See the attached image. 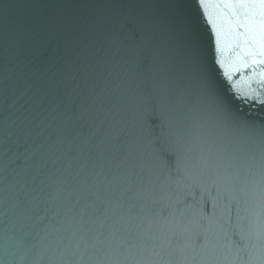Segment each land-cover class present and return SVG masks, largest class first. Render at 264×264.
I'll return each instance as SVG.
<instances>
[{
	"label": "water",
	"instance_id": "95a60500",
	"mask_svg": "<svg viewBox=\"0 0 264 264\" xmlns=\"http://www.w3.org/2000/svg\"><path fill=\"white\" fill-rule=\"evenodd\" d=\"M208 3L0 0V264H264V9Z\"/></svg>",
	"mask_w": 264,
	"mask_h": 264
},
{
	"label": "snow or ice",
	"instance_id": "6c2138e0",
	"mask_svg": "<svg viewBox=\"0 0 264 264\" xmlns=\"http://www.w3.org/2000/svg\"><path fill=\"white\" fill-rule=\"evenodd\" d=\"M200 6L203 8H208L209 3L208 0H199ZM226 7H232L233 5L228 4ZM237 7H245V8H262L264 9V0H240V3L235 5ZM218 46V51H219ZM264 55V53H261ZM219 63H223L222 61H218ZM256 62V61H254ZM264 62V61H260ZM228 75V73H225ZM231 77L229 76V79ZM4 91V82L3 79L0 78V95L3 94ZM93 93H79L76 95V98H73L72 95H67L65 98L60 100L58 105V111L63 114V120L65 124L73 129V131L78 130L81 135L90 134L91 129V116L94 108L95 101L93 100ZM88 129L89 131H85ZM110 142L119 143L120 137H113Z\"/></svg>",
	"mask_w": 264,
	"mask_h": 264
}]
</instances>
